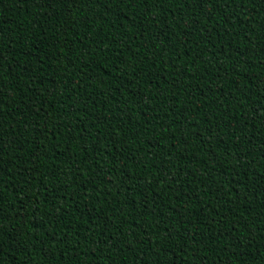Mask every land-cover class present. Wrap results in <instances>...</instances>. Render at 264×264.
<instances>
[{"label":"trees","instance_id":"16d2710c","mask_svg":"<svg viewBox=\"0 0 264 264\" xmlns=\"http://www.w3.org/2000/svg\"><path fill=\"white\" fill-rule=\"evenodd\" d=\"M0 264H264V0H0Z\"/></svg>","mask_w":264,"mask_h":264}]
</instances>
